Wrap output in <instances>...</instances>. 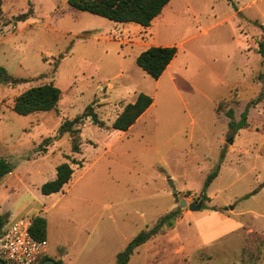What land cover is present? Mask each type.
I'll return each instance as SVG.
<instances>
[{"label": "rangeland", "instance_id": "1", "mask_svg": "<svg viewBox=\"0 0 264 264\" xmlns=\"http://www.w3.org/2000/svg\"><path fill=\"white\" fill-rule=\"evenodd\" d=\"M237 7V9H236ZM25 19L19 16L29 13ZM264 0H171L149 27L119 23L70 7L68 0H3L0 159L14 165L0 181V215L47 219V256L61 264H116L141 231L180 207L181 218L139 247L128 264H264ZM151 46L178 53L159 77L136 63ZM61 90L55 110L19 115L15 99L30 87ZM140 93L153 104L126 132L111 125ZM91 105L82 146L66 133L47 152L64 120ZM72 159L62 191L45 195L56 167ZM218 176L202 197L208 175ZM186 203L180 205L181 202ZM216 206L220 220L189 204ZM235 224L237 225L235 228Z\"/></svg>", "mask_w": 264, "mask_h": 264}, {"label": "trees", "instance_id": "2", "mask_svg": "<svg viewBox=\"0 0 264 264\" xmlns=\"http://www.w3.org/2000/svg\"><path fill=\"white\" fill-rule=\"evenodd\" d=\"M170 2L171 0H68L70 7L75 10L88 12L119 23H136L144 27H149L152 21L162 13ZM2 5L3 0H0V14L2 12ZM30 13L31 11L22 14L19 18L25 19ZM260 47L264 48L262 42ZM177 53L178 48L176 46H151L137 56L136 63L147 75L157 80L173 61ZM0 82L15 84L18 81L13 80L7 74L5 68L0 67ZM61 96V90L53 83L33 86L23 91L15 99L12 110L19 115H30L55 110L61 101ZM263 98L264 93L261 92L256 99L252 100L241 114V120L238 123L235 121L234 113L230 109L228 111V116L231 119L229 125L236 128L247 127L248 109L257 105ZM152 104L153 98L150 95L145 93L138 94L134 102L128 103L123 107L122 111L113 121L111 128L123 132L128 131ZM89 116H91L94 124L100 127L104 126L94 113L92 106L89 105L83 114L73 119L64 120L54 137H48L42 141L38 152L45 154L48 147L53 142L68 133L71 136L72 152L79 154L82 146L80 125H82L84 119ZM72 163H76L79 167L82 166L81 161L78 162L75 159H72L71 162L59 164L56 167L55 179L44 183L41 186V192L45 195H49L62 191L74 174ZM13 168L14 165L11 162L1 158L0 181H2L6 175L10 174ZM219 171L220 165L208 175L204 183L202 197L206 200H210V197L206 194V190L218 176ZM201 210L221 211V209L216 206L209 207L208 205H202ZM181 212L182 209L178 207L161 216L151 229L141 231L128 243L123 251L117 254L116 264H128L139 247L165 229L174 227L176 222L181 218ZM6 225V218L0 215V238L4 234ZM47 227V219L42 216H36L32 219L30 232L37 239H46ZM47 259L51 258L45 256L39 264ZM57 262L61 264L59 261Z\"/></svg>", "mask_w": 264, "mask_h": 264}, {"label": "built area", "instance_id": "3", "mask_svg": "<svg viewBox=\"0 0 264 264\" xmlns=\"http://www.w3.org/2000/svg\"><path fill=\"white\" fill-rule=\"evenodd\" d=\"M31 223L26 217L7 223L0 238V258L5 264H39L47 256V239L35 238Z\"/></svg>", "mask_w": 264, "mask_h": 264}, {"label": "crops", "instance_id": "4", "mask_svg": "<svg viewBox=\"0 0 264 264\" xmlns=\"http://www.w3.org/2000/svg\"><path fill=\"white\" fill-rule=\"evenodd\" d=\"M171 64V63H170ZM169 64V65H170ZM123 132V131H122ZM205 211H209L207 213L211 214L212 216H214L215 218H218L220 220V226L217 228H212L209 229L211 231V234H223L225 232L230 231V228H228V223L231 222V217L225 216L223 213H221L220 211H213V210H205ZM36 217V216H34ZM239 225V224H235L234 228ZM47 239V238H46ZM48 242V241H47Z\"/></svg>", "mask_w": 264, "mask_h": 264}, {"label": "water", "instance_id": "5", "mask_svg": "<svg viewBox=\"0 0 264 264\" xmlns=\"http://www.w3.org/2000/svg\"><path fill=\"white\" fill-rule=\"evenodd\" d=\"M185 203L186 202L183 201V202H181L180 205H183ZM201 208H202V202L201 201L198 202V203L189 204V209L190 210L198 211V210H201ZM0 264H5L4 261L1 258H0ZM41 264H59V263L57 261L53 260V259H47V260L43 261Z\"/></svg>", "mask_w": 264, "mask_h": 264}]
</instances>
